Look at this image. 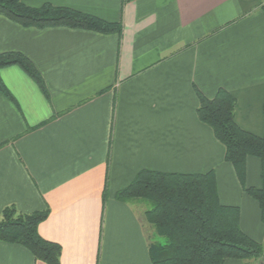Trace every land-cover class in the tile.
<instances>
[{
  "label": "crops",
  "instance_id": "crops-1",
  "mask_svg": "<svg viewBox=\"0 0 264 264\" xmlns=\"http://www.w3.org/2000/svg\"><path fill=\"white\" fill-rule=\"evenodd\" d=\"M22 1L120 21L122 31L24 27L0 15V52L27 56L48 91L17 65L0 69L15 101L0 93V215L48 207L38 231L61 245V264H152L147 206L116 191L141 169L213 170L220 202L239 207L245 233L264 237L257 203L197 117V90L211 98L223 88L237 124L262 135L264 0ZM259 174L248 157L246 185ZM0 264L46 263L0 240Z\"/></svg>",
  "mask_w": 264,
  "mask_h": 264
},
{
  "label": "trees",
  "instance_id": "trees-1",
  "mask_svg": "<svg viewBox=\"0 0 264 264\" xmlns=\"http://www.w3.org/2000/svg\"><path fill=\"white\" fill-rule=\"evenodd\" d=\"M261 9L264 15V3ZM0 15L24 27L62 26L118 35L122 31L120 21L48 2L30 6L22 0H0ZM9 65L19 66L48 98L45 82L27 56L18 51L0 52V69ZM0 93L14 101L1 77ZM197 97V117L224 146V160L232 165L243 191L257 203L264 226V129L262 135H257L237 124L236 99L226 89L219 88L211 98L197 90ZM262 110L264 119V102ZM248 157L260 162L258 186L245 183ZM115 198L146 204L143 216L153 230L148 246L152 264H224L251 258L264 264L262 243L239 225V207L220 202L213 170L179 173L141 169L116 191ZM105 199L106 189L103 204ZM48 215V207L30 213L5 207L0 215V240L26 247L35 259L46 264H61V245L43 238L38 231Z\"/></svg>",
  "mask_w": 264,
  "mask_h": 264
},
{
  "label": "rangeland",
  "instance_id": "rangeland-1",
  "mask_svg": "<svg viewBox=\"0 0 264 264\" xmlns=\"http://www.w3.org/2000/svg\"><path fill=\"white\" fill-rule=\"evenodd\" d=\"M143 224H145L144 227H145V230H146L147 235H148V237H149V242H151V241H152V236H153V230H152V228L147 224L146 221H145V223H143ZM259 241H261V243H262V245H263V252H264V237H263L261 240H259ZM258 261H259L258 259L251 258V259L243 260V261H242V264H259Z\"/></svg>",
  "mask_w": 264,
  "mask_h": 264
}]
</instances>
